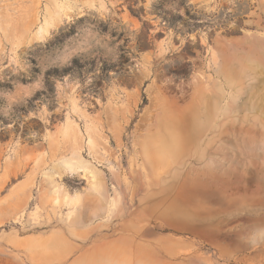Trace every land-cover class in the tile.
I'll list each match as a JSON object with an SVG mask.
<instances>
[{
  "label": "rangeland",
  "instance_id": "1",
  "mask_svg": "<svg viewBox=\"0 0 264 264\" xmlns=\"http://www.w3.org/2000/svg\"><path fill=\"white\" fill-rule=\"evenodd\" d=\"M121 251L264 264V0H0V264Z\"/></svg>",
  "mask_w": 264,
  "mask_h": 264
},
{
  "label": "bare ground",
  "instance_id": "2",
  "mask_svg": "<svg viewBox=\"0 0 264 264\" xmlns=\"http://www.w3.org/2000/svg\"><path fill=\"white\" fill-rule=\"evenodd\" d=\"M55 21H56L55 18H52V19L50 18L48 21H45L46 23H45V26H44L45 27L44 30H42V32H41V29L38 30L39 32L37 31L38 33L36 34V38H39V36H41V34H44L48 30L47 28H49L50 25L55 24ZM24 26H25V24H24ZM24 26H23V30H21V32H20V36H22V34L25 32ZM25 28H26V26H25ZM15 35H18V34H15ZM27 35H29V34H27ZM66 135L68 136V138L70 136H73L70 132L67 133ZM74 138H75V136H74ZM66 164L67 163H65L64 165H66ZM69 201H70V204L71 205H75L76 202L78 201V197L77 196L71 197L69 199ZM124 255H126V254L123 251H121V252H116L115 254H113L112 256H110L109 258L107 257L108 259H104V260L103 259H100V258L99 259H90V258H87L84 261V264H106L109 260L112 261V264H120L124 259H126L125 258L126 256H124Z\"/></svg>",
  "mask_w": 264,
  "mask_h": 264
},
{
  "label": "trees",
  "instance_id": "3",
  "mask_svg": "<svg viewBox=\"0 0 264 264\" xmlns=\"http://www.w3.org/2000/svg\"><path fill=\"white\" fill-rule=\"evenodd\" d=\"M143 104H145V99H144V101H143Z\"/></svg>",
  "mask_w": 264,
  "mask_h": 264
}]
</instances>
